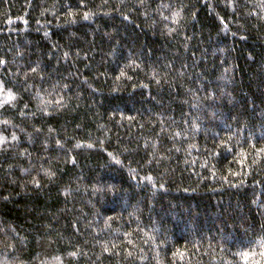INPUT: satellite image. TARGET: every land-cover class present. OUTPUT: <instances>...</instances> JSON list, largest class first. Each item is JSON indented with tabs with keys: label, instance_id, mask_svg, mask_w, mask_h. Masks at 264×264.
Wrapping results in <instances>:
<instances>
[{
	"label": "trees",
	"instance_id": "trees-1",
	"mask_svg": "<svg viewBox=\"0 0 264 264\" xmlns=\"http://www.w3.org/2000/svg\"><path fill=\"white\" fill-rule=\"evenodd\" d=\"M0 264H264V0H0Z\"/></svg>",
	"mask_w": 264,
	"mask_h": 264
}]
</instances>
